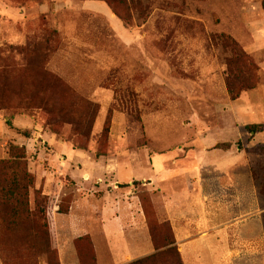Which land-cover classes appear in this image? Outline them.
<instances>
[{
	"label": "rangeland",
	"instance_id": "rangeland-1",
	"mask_svg": "<svg viewBox=\"0 0 264 264\" xmlns=\"http://www.w3.org/2000/svg\"><path fill=\"white\" fill-rule=\"evenodd\" d=\"M112 1L122 30L81 7L56 11L55 0H0V161L25 186L1 195L14 174L0 186V264H60L57 211L64 219L73 201L114 186L130 187L149 228L137 238L153 252L134 264H182L166 201L229 193L218 179L253 173L204 169L192 182L200 137L207 150L219 138L242 152L261 176L264 145L251 141L264 134V107L249 92L264 85V46L250 50L264 45V0ZM47 2L49 18L37 6ZM26 3L39 16L18 20ZM232 41L251 66L235 62ZM91 243L75 242L81 264H96Z\"/></svg>",
	"mask_w": 264,
	"mask_h": 264
},
{
	"label": "crops",
	"instance_id": "crops-1",
	"mask_svg": "<svg viewBox=\"0 0 264 264\" xmlns=\"http://www.w3.org/2000/svg\"><path fill=\"white\" fill-rule=\"evenodd\" d=\"M56 11L62 13L73 6L81 7L83 10L93 14H101L108 18L111 26L122 30L123 21L113 12L105 1L84 0L77 4L73 0H55ZM76 4V5H75ZM5 5V4H4ZM7 6V5H5ZM46 17L54 15L55 9L51 10L49 3L37 5ZM35 8L30 3L16 8L15 17L19 20H29L28 11ZM11 9V8H10ZM38 17V13H31V18ZM264 39L259 34L255 41ZM257 44L250 50L261 48ZM250 96L258 100L250 104L255 109L261 105L264 107V85L259 89L251 90ZM259 115V114H258ZM258 118V122H264V108ZM264 133V132H263ZM262 136V141L258 139ZM219 137V136H218ZM210 138L200 137L199 143L203 145L201 153L196 151L197 160L192 167L190 175L194 178L192 182H198L199 176L205 170L229 171L235 167L250 169L247 156L242 152H236L234 148H217L221 142L215 140L212 149L209 144ZM219 141V142H218ZM224 142L227 141L225 137ZM264 145V134L257 133L251 143ZM155 168L165 171L166 167L161 158L155 161ZM78 185L83 184L76 175ZM252 173V172H250ZM165 174V173H164ZM247 179L239 180L218 179L219 185L228 187L231 192L200 196L199 193L189 195L188 199L168 200L167 213L173 219L175 229L176 245L181 255L182 264H264V195L259 193L257 184L262 181L254 179L253 173ZM123 180L112 182L115 185ZM109 185V186H110ZM114 186L112 192H107L101 197H93L89 205L83 198L72 202L69 215L55 214L57 220L62 219L64 226L56 230L57 242L60 248V264H81L75 242H82L88 239L92 241L96 257V264H134L138 260L146 259L151 255V240L145 244L140 242V234H150L146 225L145 213L139 214L134 211L128 193H123ZM93 196V195H92ZM83 202L85 206H83ZM79 207L76 214L74 208ZM126 208H131L126 211ZM133 208V209H132ZM140 215L143 217L141 218ZM136 218H138L136 220ZM139 241V242H138Z\"/></svg>",
	"mask_w": 264,
	"mask_h": 264
},
{
	"label": "trees",
	"instance_id": "trees-1",
	"mask_svg": "<svg viewBox=\"0 0 264 264\" xmlns=\"http://www.w3.org/2000/svg\"><path fill=\"white\" fill-rule=\"evenodd\" d=\"M100 1H105L110 6L114 5L112 0H100ZM119 1H122V0H117V2H119ZM122 3H123V1H122ZM117 12H115V13L120 17L119 13H117ZM231 43L234 45L235 48L238 49V50L235 49V56H234L235 62L238 63L239 65H241V64L243 65L244 63H246L247 64L246 66H251L250 58L245 53V51H243L242 49H240L239 46H238V44L235 41H232ZM243 69H245V66H243ZM229 92L232 95L233 91L231 89H229ZM253 132H256L255 129L253 130ZM252 164H251V167H252L251 169L253 171V177H254V179L257 180V181L258 180H262V185L257 184V189L259 190V193L260 194L264 195V167L261 168L263 170H262L261 176L258 177L257 176L258 172H255V169H254L255 167H253ZM10 174H14V176L12 178L13 182L11 181V184H10L11 187L9 188V190H6V188H4V187L1 189V195L2 196L9 195V196L12 197V194L16 193V190L17 189L22 188V190H25V186H21V187L19 186L18 180L16 178L15 172L13 171V169L11 167L10 161L1 160L0 161V186H2V184H3L6 187V185L8 183V176ZM26 178H27V175H25V179ZM25 179H23V180H25ZM14 186H16L17 189ZM4 202H7V201H4ZM91 245H92V243H91ZM92 248H93V245H92ZM78 254H79V257H80L79 251H78ZM94 260H95V258H94Z\"/></svg>",
	"mask_w": 264,
	"mask_h": 264
}]
</instances>
